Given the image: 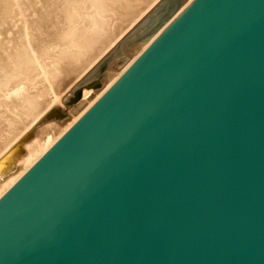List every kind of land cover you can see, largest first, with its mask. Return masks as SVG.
Listing matches in <instances>:
<instances>
[{
    "label": "water",
    "instance_id": "water-1",
    "mask_svg": "<svg viewBox=\"0 0 264 264\" xmlns=\"http://www.w3.org/2000/svg\"><path fill=\"white\" fill-rule=\"evenodd\" d=\"M0 264H264V0L186 8L0 199Z\"/></svg>",
    "mask_w": 264,
    "mask_h": 264
},
{
    "label": "bare ground",
    "instance_id": "bare-ground-1",
    "mask_svg": "<svg viewBox=\"0 0 264 264\" xmlns=\"http://www.w3.org/2000/svg\"><path fill=\"white\" fill-rule=\"evenodd\" d=\"M162 1L0 0V160L21 141L23 150L0 175V199L195 0H180L104 82L94 80V69Z\"/></svg>",
    "mask_w": 264,
    "mask_h": 264
},
{
    "label": "rangeland",
    "instance_id": "rangeland-1",
    "mask_svg": "<svg viewBox=\"0 0 264 264\" xmlns=\"http://www.w3.org/2000/svg\"><path fill=\"white\" fill-rule=\"evenodd\" d=\"M180 0H163L161 5L153 10L149 16L141 21L121 42L113 51L94 69L93 75L98 74L94 80H100L104 82L105 77L108 75L109 70L115 63H119L126 56L125 52L129 51L131 54L145 43L148 39L144 40L151 29H153L154 22H158L164 19L169 12H171L178 4ZM156 11V12H155ZM165 16V17H164ZM144 21V22H143ZM150 22V23H149ZM143 23V24H142ZM141 24V25H140ZM148 24V25H147ZM155 26V25H154ZM137 28V29H136ZM138 31V32H136ZM139 44V45H138ZM133 47V48H132ZM135 47V49H134ZM125 55V56H124ZM115 59V60H114ZM114 60V61H113ZM113 61V62H112ZM118 61V62H117ZM101 69V70H100ZM100 78V79H98ZM84 82V81H83ZM86 89V88H85ZM88 89V88H87ZM95 91L93 88H90ZM76 91L72 95V98H76ZM75 102L74 105H76ZM73 106V105H72Z\"/></svg>",
    "mask_w": 264,
    "mask_h": 264
}]
</instances>
